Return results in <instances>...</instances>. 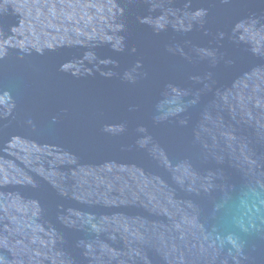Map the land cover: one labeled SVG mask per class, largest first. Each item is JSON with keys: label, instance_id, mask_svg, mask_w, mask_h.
<instances>
[{"label": "water", "instance_id": "water-1", "mask_svg": "<svg viewBox=\"0 0 264 264\" xmlns=\"http://www.w3.org/2000/svg\"><path fill=\"white\" fill-rule=\"evenodd\" d=\"M0 264H264V0H0Z\"/></svg>", "mask_w": 264, "mask_h": 264}]
</instances>
